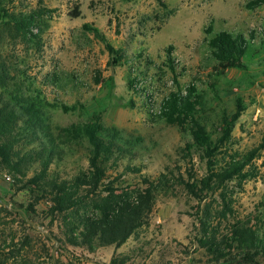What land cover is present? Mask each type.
Segmentation results:
<instances>
[{
  "label": "rangeland",
  "instance_id": "374dc122",
  "mask_svg": "<svg viewBox=\"0 0 264 264\" xmlns=\"http://www.w3.org/2000/svg\"><path fill=\"white\" fill-rule=\"evenodd\" d=\"M253 1L5 0L14 13L37 9H47V13L42 41L33 40L34 44L7 36L3 49L21 74L23 90L40 94L53 128L99 118L105 127L118 128L124 140L133 143V163L141 172L126 170L129 159L120 161L109 172L121 178L117 186H136L141 175L156 178L169 170L181 172L196 184L207 175L206 164L199 158L187 164L180 157L188 137L159 118V109L170 92L186 91L194 83L203 96L202 122L216 137L222 116L234 113L241 99L246 109L234 130L233 149L247 153L260 145L264 135V3L251 7ZM76 7L81 11L79 18L71 16ZM224 31L251 40L246 69L216 71L209 39ZM108 44L123 57L117 63L118 55L110 53ZM170 46L179 85L169 67ZM62 105L76 110L66 112ZM67 151L71 153L65 162L68 172L87 167V148L75 145ZM254 164L257 177L242 187L237 181L229 183L227 194L234 216L264 227V150ZM189 169L196 179L190 178ZM16 187L10 175L0 172V201L23 210L28 196ZM218 201L219 194L200 201L184 186L169 189L158 195L151 224L123 247L101 248L95 254L75 250V256L81 264H109L114 256L142 247L144 252L129 264H162L164 253L163 262L209 264L194 243L201 235L199 220L204 210L219 208Z\"/></svg>",
  "mask_w": 264,
  "mask_h": 264
},
{
  "label": "trees",
  "instance_id": "16d2710c",
  "mask_svg": "<svg viewBox=\"0 0 264 264\" xmlns=\"http://www.w3.org/2000/svg\"><path fill=\"white\" fill-rule=\"evenodd\" d=\"M262 3L256 0L250 6ZM46 13L47 9L14 13L0 0V172L10 175L17 192L28 196V206L21 205L25 214L0 201V264H81L75 250L95 254L101 248H121L151 224L158 195L177 186H184L200 201L210 194L220 195L219 208L204 210L199 220L201 235L194 243L209 264H262L264 227L234 216L227 194L229 183L237 181L242 187L257 177L254 161L264 150V135L260 145L247 153L233 149L234 130L246 109L243 101L238 99L234 113H224L214 137L201 119L203 96L198 87L192 83L186 91L170 92L162 101L159 118L188 137L180 157L187 164L199 158L206 164L207 175L191 184L181 172L169 170L156 178L141 175L136 186H117L121 178L109 172L120 161L129 159L126 170L141 172L133 163V143L99 118L53 128L40 94L23 90L21 74L4 53L7 36L34 44L33 40L42 41ZM71 16H81L79 7ZM207 32H212L211 26ZM209 46L220 74L247 68L251 40L244 35L220 32L209 39ZM107 48L118 55L115 63L123 58L111 45ZM172 50L173 46L167 50L169 67L179 85ZM75 145L87 148L88 165L71 174L65 162L71 154L67 149ZM192 170L190 178L196 179ZM142 252V247L134 248L114 256L109 264H129ZM165 257L164 253L162 264H174L163 262Z\"/></svg>",
  "mask_w": 264,
  "mask_h": 264
},
{
  "label": "water",
  "instance_id": "95a60500",
  "mask_svg": "<svg viewBox=\"0 0 264 264\" xmlns=\"http://www.w3.org/2000/svg\"><path fill=\"white\" fill-rule=\"evenodd\" d=\"M18 211H21V212H23L24 213V211L22 210V209H17ZM25 214V213H24ZM28 221L31 223V224H33V225H35L36 227H38L36 224H34L30 219H28ZM40 229H42L43 230V228H40Z\"/></svg>",
  "mask_w": 264,
  "mask_h": 264
},
{
  "label": "crops",
  "instance_id": "0c3cea01",
  "mask_svg": "<svg viewBox=\"0 0 264 264\" xmlns=\"http://www.w3.org/2000/svg\"><path fill=\"white\" fill-rule=\"evenodd\" d=\"M86 264H96V263H93V262H88V263H86Z\"/></svg>",
  "mask_w": 264,
  "mask_h": 264
}]
</instances>
